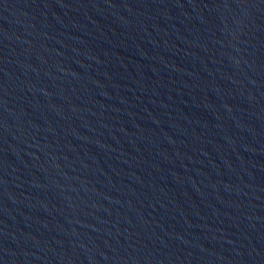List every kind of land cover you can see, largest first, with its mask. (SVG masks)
<instances>
[{"label": "water", "instance_id": "95a60500", "mask_svg": "<svg viewBox=\"0 0 264 264\" xmlns=\"http://www.w3.org/2000/svg\"><path fill=\"white\" fill-rule=\"evenodd\" d=\"M0 264H264V0H0Z\"/></svg>", "mask_w": 264, "mask_h": 264}]
</instances>
